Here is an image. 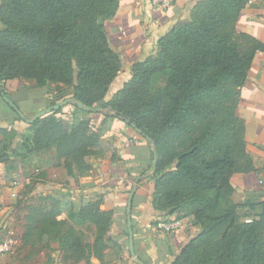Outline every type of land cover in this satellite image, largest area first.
Masks as SVG:
<instances>
[{
    "label": "trees",
    "instance_id": "1",
    "mask_svg": "<svg viewBox=\"0 0 264 264\" xmlns=\"http://www.w3.org/2000/svg\"><path fill=\"white\" fill-rule=\"evenodd\" d=\"M250 1L198 0L109 97L122 65L104 23L115 17L119 0H0V101L21 121L3 101L5 85L15 80L53 85L47 107L74 99L132 129L128 120L152 139L156 170L145 179L154 181L153 209L159 219L190 218V227L199 229L170 264H264V212L242 221L230 184L234 173L252 168L244 123L236 116L254 55L264 52V45L237 30ZM65 107L79 111L73 103ZM64 108L28 124L26 136L13 127L0 129V135L20 136L28 154L54 149L65 175L82 177L92 169L87 148L98 136L90 135L91 113L80 110L87 117L67 127ZM152 159L150 148L148 170ZM52 201L30 209L24 245L35 247L38 235L45 248L57 242L65 260L71 255L86 264L92 256L102 261L108 243L120 253L122 247L107 237L111 215L100 211L99 201L79 211L68 201Z\"/></svg>",
    "mask_w": 264,
    "mask_h": 264
},
{
    "label": "crops",
    "instance_id": "2",
    "mask_svg": "<svg viewBox=\"0 0 264 264\" xmlns=\"http://www.w3.org/2000/svg\"><path fill=\"white\" fill-rule=\"evenodd\" d=\"M197 1L176 0L170 9L160 12L150 7L149 0H119L115 17L104 23L110 45L119 55L122 65L110 85L109 97L129 80L131 67L135 63L142 62L156 53L157 41L172 27L184 21ZM237 30L264 45V0H252L245 6L238 20ZM18 81L5 85L6 97L24 116L32 118L48 108L45 87L33 84L38 93L27 87L23 90L22 87H17ZM69 112L68 116L62 117L64 123L75 120L73 109ZM96 116L102 121L101 115ZM236 116L244 123V141L252 168L249 171L234 173L230 177V184L234 191L232 200L242 205L239 213L243 215L242 221H246L261 211L264 212V52L257 51L254 55L240 93ZM15 118V114L0 101V129L13 127L20 135L26 136V123L22 119L16 121ZM101 126L100 139L111 145L112 155L102 162L101 169L76 178L67 177L63 167L55 160L52 166L43 159L42 154H28L22 146L23 140L20 136L10 139L0 135V234L15 232L14 219L7 218V211L16 202L12 193L18 190L20 192L22 188L14 190L13 181H28L31 172L40 169L49 179L54 175L65 178L69 183L68 186L65 185L68 190L56 181L50 182L51 186L44 190L54 191L56 198L70 202L74 211L99 201L100 211L111 215L112 226L107 232V237L120 245L122 250L118 253V250L108 243L110 248L103 260L92 256L90 264H138L129 252L126 204L135 180L148 170L150 146L138 133L116 119L107 120ZM153 193V180L143 179L138 182L130 215L133 250L136 258L144 264H170L185 242L197 234L199 229L190 227L191 219L187 218L178 231L171 234L159 232L156 229L159 214L152 207ZM259 203L263 207L256 206ZM251 205H255V208H249ZM64 218L65 215L62 214L58 220ZM172 218L174 217H169ZM19 242L22 243V237ZM42 244L45 245V242ZM45 249L47 255L42 253V258H45L46 262L48 258L52 264H86L84 260L69 258L71 255L65 260L66 257L59 251L57 242L50 243L49 248ZM5 260L6 257H0V264H19L15 261L14 253L11 259L8 258V263H5Z\"/></svg>",
    "mask_w": 264,
    "mask_h": 264
},
{
    "label": "rangeland",
    "instance_id": "3",
    "mask_svg": "<svg viewBox=\"0 0 264 264\" xmlns=\"http://www.w3.org/2000/svg\"><path fill=\"white\" fill-rule=\"evenodd\" d=\"M34 82L32 81H27V80H22L18 81V86L17 87H22L24 90L26 87L30 88L31 91H35L38 93V90L35 89L33 86ZM9 88H12L9 86ZM46 90L48 92H46ZM45 95L48 97H51V91H53V85H50L48 87H45ZM50 92V93H49ZM64 108V107H63ZM72 108L70 107H65L63 109V115H69L70 110ZM65 111V112H64ZM74 112L72 113L73 118H75V121H79L81 119H85L86 114L81 112L80 110H73ZM69 113V114H68ZM75 113H78L75 115ZM89 123L90 126L93 127L92 131L90 132V135H96L98 136V139L93 142V146L88 147L87 150L89 149L93 154L91 155V158L89 157L90 164H91V171H96L101 169V165L103 161H106L109 159L110 155H112V149L111 145L105 140L100 139L101 134V125L106 122V118L101 117L102 121H99L96 114L89 115ZM100 122V124H99ZM71 122L69 123H64L67 127L70 125ZM25 129L27 128V124L24 126ZM27 135V134H26ZM43 159L48 161V163L52 166H54L53 162H55V150L52 149L48 153L43 155ZM87 160V158H86ZM34 169V168H32ZM52 174V173H51ZM53 175V174H52ZM58 182L60 183L64 188L68 190V182L65 180V178L59 176V175H54L49 179L44 171L38 169V171H35V169L31 172V175L29 176L28 181H24L21 184L22 190L17 191V195L15 197L16 202L10 210L7 212L9 215L7 218H12L14 219V233L11 234H0V242L5 240L6 238L10 237L13 242V250L10 253L1 255L0 257H6L7 260H5V263H8V258L11 259V255L14 253L15 255V261H18L19 264H45L46 260L45 258H42V253L47 255V251L45 249V246L42 243H38L37 239L40 238L38 235L33 238V242L35 243V247H27V245H24L23 243H20V237H23V235L26 233L28 224H27V218L29 217V212L30 209H39V208H47L52 205V199H55L56 197L54 196V191H45L44 189L47 187H50L51 185L49 184L50 182ZM59 191V190H58ZM19 192V193H18ZM58 199V198H57ZM62 202V201H61ZM4 215H7L4 213ZM175 219V218H172ZM185 223V222H184ZM17 241V242H15ZM10 255V257H9ZM47 264H52L51 260L47 258Z\"/></svg>",
    "mask_w": 264,
    "mask_h": 264
},
{
    "label": "water",
    "instance_id": "4",
    "mask_svg": "<svg viewBox=\"0 0 264 264\" xmlns=\"http://www.w3.org/2000/svg\"><path fill=\"white\" fill-rule=\"evenodd\" d=\"M98 23L100 25H102L103 24V20L100 19ZM2 97H3V100L19 115V117L26 124H32L38 118H41V117H43V116H45L47 114H50V113H52V112H54L56 110H59V109L65 107V106H67L68 104H71V103L75 104L79 110H81L83 112H86V113L94 114V113H101L102 112V110L100 108H98V109H90V108L84 106L82 103L76 102L74 99H67V100H65V101H63V102H61V103H59L57 105L48 107V108L38 112L32 118H27L26 116H24L20 112V110L6 96L3 95ZM108 110H111V108L108 107ZM125 123L130 125V127L132 129H134L136 131V133H138L139 135H142L143 137H145L144 134H142V132L140 130L136 129L135 126L132 125L128 120H125ZM145 140L149 143L151 151L153 153L152 166L144 175H142L141 177H138L135 180V183L133 184V186H132V188H131V190L129 192L128 199H127V204H126L127 230H128V238H129V252H130V255L137 261L138 264H144V263H142L139 259L136 258L134 250H133V237H132L131 219H130L132 201H133V197H134L135 192H136L137 187H138V182L140 180H142V179H145V178L149 177V176H154L155 170H156V163H157L154 141L152 139H150L149 137H145Z\"/></svg>",
    "mask_w": 264,
    "mask_h": 264
},
{
    "label": "built area",
    "instance_id": "5",
    "mask_svg": "<svg viewBox=\"0 0 264 264\" xmlns=\"http://www.w3.org/2000/svg\"><path fill=\"white\" fill-rule=\"evenodd\" d=\"M176 0H149L150 7L156 11H167L170 9ZM21 181H13V188L17 190L21 186ZM17 192L12 193V197L15 198ZM182 227V223L175 219H158L156 222V229L164 234H171L178 231ZM14 242L8 237L5 240L0 242V256L10 253L13 250Z\"/></svg>",
    "mask_w": 264,
    "mask_h": 264
}]
</instances>
